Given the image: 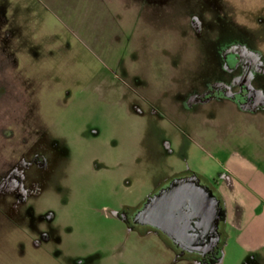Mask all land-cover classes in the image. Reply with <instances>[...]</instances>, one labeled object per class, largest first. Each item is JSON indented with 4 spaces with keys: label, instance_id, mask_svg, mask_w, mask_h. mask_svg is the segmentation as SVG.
Wrapping results in <instances>:
<instances>
[{
    "label": "rangeland",
    "instance_id": "rangeland-1",
    "mask_svg": "<svg viewBox=\"0 0 264 264\" xmlns=\"http://www.w3.org/2000/svg\"><path fill=\"white\" fill-rule=\"evenodd\" d=\"M228 48L264 68V0H0V163L17 178L0 184V264H196L113 214L186 173L222 200L211 264H264V110L235 100Z\"/></svg>",
    "mask_w": 264,
    "mask_h": 264
},
{
    "label": "flooded vegetation",
    "instance_id": "flooded-vegetation-1",
    "mask_svg": "<svg viewBox=\"0 0 264 264\" xmlns=\"http://www.w3.org/2000/svg\"><path fill=\"white\" fill-rule=\"evenodd\" d=\"M239 52L240 50L238 49L228 48L225 50L224 56L221 55L220 57L221 66L223 68L222 71L226 73L225 76L227 77V79L230 78V81L233 82L232 86L236 90V93L234 94L235 100L241 102L244 107L249 111H252V108L264 110V97L253 90L255 86L253 81L257 79L260 74H264V68L256 67L257 62L255 58H253L252 53L241 54ZM241 64H243L242 71L246 73L249 72L248 76H250L251 79L248 80L247 75L244 74L235 75L236 70L238 71V68H241ZM245 66L249 67V69ZM252 67H254L253 74ZM2 90L3 91L0 94H2V98H4V94L7 90H5L4 87ZM226 91L227 90H225V92ZM225 92L220 91V93ZM214 93L217 94L218 91H214ZM3 101L1 102L3 106L1 107L2 111L0 117L4 120V118L6 117V110H4L5 106ZM7 162H10L9 159L6 160L4 157H2L0 163V184L2 182H5V180H8L10 176H12V178L14 179H17L15 178L14 173L12 172L15 166H12L9 163L7 164ZM5 163L7 164L6 168ZM175 192H178L177 194H179L177 198L178 200H181L184 197V202H193L195 205L196 203H198L199 200H202L203 197L208 193L215 195L218 199L220 206V217L216 220V230L219 234V240L218 243L210 251L206 250L205 252H197L187 249L186 245H182L180 242H177L172 238V236L170 235V231L162 227H156L149 223V220L152 219L151 216L141 214L144 207L152 201L155 195L163 196V200L165 201L168 199V195H170L171 193L174 194ZM181 194H184V196L182 197ZM198 195L200 196L199 200L197 199ZM113 214L115 217L125 221L129 225L130 229H151V231L157 233L158 235H161L166 241V246L174 251L176 258L195 257L196 264H211L212 261H217L220 259L218 245L221 237L222 223L224 221L222 200L218 197L217 194L214 193L211 187H209L208 184H206V182H204L195 173L181 174L167 181L157 192L147 196L144 202L137 209H132L125 205H121L118 211L113 212ZM200 219H202L203 225H201V227L204 230L205 236H210L211 225H209L208 222L207 209L204 210V214H201ZM204 244L205 245L203 246H207L208 242L205 241Z\"/></svg>",
    "mask_w": 264,
    "mask_h": 264
},
{
    "label": "water",
    "instance_id": "water-1",
    "mask_svg": "<svg viewBox=\"0 0 264 264\" xmlns=\"http://www.w3.org/2000/svg\"><path fill=\"white\" fill-rule=\"evenodd\" d=\"M177 193H171L165 201L163 196L155 195L141 214L151 216L152 219L149 220V223L170 231L172 238L182 245H186L187 249L197 252L210 251L219 240L216 230V220L220 217L218 199L215 195L208 193L202 200H199L200 196L198 195L199 201L195 205L193 202H184V194H181L183 198L178 200L179 194ZM205 209H207L208 222L211 225L210 236H205L201 227L203 224L200 216L204 214ZM205 241L208 242L207 246H203Z\"/></svg>",
    "mask_w": 264,
    "mask_h": 264
},
{
    "label": "crops",
    "instance_id": "crops-1",
    "mask_svg": "<svg viewBox=\"0 0 264 264\" xmlns=\"http://www.w3.org/2000/svg\"><path fill=\"white\" fill-rule=\"evenodd\" d=\"M262 182H259V185H261ZM259 187V186H258ZM246 224H241L240 220L237 219L235 220V226L237 227L238 230H240L243 238V244L245 250H251L252 248H255L256 246L261 245V237L262 235L257 238L258 232L256 230H252V224L247 225ZM252 231L254 232L252 234Z\"/></svg>",
    "mask_w": 264,
    "mask_h": 264
}]
</instances>
